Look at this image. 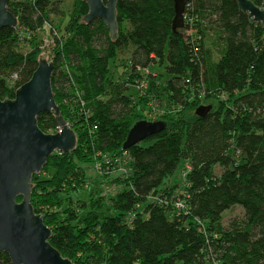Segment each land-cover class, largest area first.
<instances>
[{"label": "trees", "instance_id": "obj_1", "mask_svg": "<svg viewBox=\"0 0 264 264\" xmlns=\"http://www.w3.org/2000/svg\"><path fill=\"white\" fill-rule=\"evenodd\" d=\"M7 8L17 25L0 30V99H13L46 58L54 101L77 137L72 152L54 153L32 178L30 203L63 258L264 264L260 24H251L235 0H188L183 28L173 34V0H118L111 39L101 20L82 22L83 0H9ZM200 106H211L203 118L195 115ZM55 118L39 114V129L56 133ZM140 121L166 127L123 150ZM117 156L129 177L111 164L103 181L91 183L85 167ZM181 164L185 189L174 193L167 184ZM89 185L88 201L74 197ZM234 207L242 217L224 225V212ZM0 264H11L2 252Z\"/></svg>", "mask_w": 264, "mask_h": 264}, {"label": "water", "instance_id": "obj_2", "mask_svg": "<svg viewBox=\"0 0 264 264\" xmlns=\"http://www.w3.org/2000/svg\"><path fill=\"white\" fill-rule=\"evenodd\" d=\"M251 24L264 29V0L256 6L250 0H235ZM9 0H0V30L15 28L17 18L8 11ZM88 10L84 24L94 19L103 22L111 39L117 34L118 0H83ZM174 18L171 31L183 28L188 0H173ZM53 64L41 58L31 78L19 87L13 99H0V252L11 264H73L49 243L51 231L36 214L31 203L32 178L38 175L54 153H70L76 148V133L60 116L52 89ZM211 106L196 108L198 118L205 117ZM41 113L56 114L58 128L54 134L42 132L37 125ZM161 121H140L130 130L123 150L165 129ZM20 202H17L18 198Z\"/></svg>", "mask_w": 264, "mask_h": 264}, {"label": "rangeland", "instance_id": "obj_3", "mask_svg": "<svg viewBox=\"0 0 264 264\" xmlns=\"http://www.w3.org/2000/svg\"><path fill=\"white\" fill-rule=\"evenodd\" d=\"M46 28H47V30H49L48 26ZM44 43H45V46L41 49H46V53H47L48 51H50V50H48L50 48V46H48V45H50V43L46 42V40L44 41ZM46 46H48V47L46 48ZM133 93H134V90L131 89L129 91V94H133ZM155 113H157V112L155 111ZM106 166H107V164H105L104 166L101 167L99 164H96L95 162H93L88 168L85 167L87 176L90 177V180H92V181H90L91 183L96 185V183L100 182V180L103 181L101 176L103 175V172H104ZM185 168H187V164H181L178 168V171L175 173V175L168 181L167 186L171 187L172 191L174 193L182 192L185 189V183H186V180H185L186 169ZM216 170L219 171V168H216ZM103 184H105V183H103ZM91 189H92V185H89V187H86V189L77 192L74 197H76L80 200H83V201H88L89 193H90ZM108 189H110L109 191L111 193L113 192V190L111 188H107V190H106L105 185H104V188L102 190H104V192H107ZM102 190H101V194H103ZM107 194H108V192H107ZM242 215H243L242 210L238 207H234V208L224 212L223 224L226 225L230 219H232L234 217L240 218V217H242Z\"/></svg>", "mask_w": 264, "mask_h": 264}, {"label": "built area", "instance_id": "obj_4", "mask_svg": "<svg viewBox=\"0 0 264 264\" xmlns=\"http://www.w3.org/2000/svg\"><path fill=\"white\" fill-rule=\"evenodd\" d=\"M139 89H142V88H145V85L144 84H141L138 86ZM105 163L108 165V166H111L112 165H116L118 166V169H117V172L120 174V175H127V177H129V174H128V170L126 168V161L124 159H122V156H117V157H114L112 160L110 159H107L105 160ZM174 207L176 209H179L182 208V204L178 201H176L174 203Z\"/></svg>", "mask_w": 264, "mask_h": 264}]
</instances>
